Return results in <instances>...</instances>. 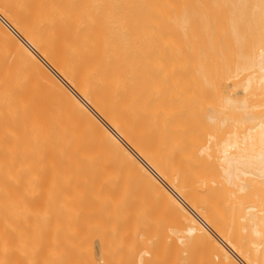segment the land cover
<instances>
[{
  "label": "bare ground",
  "instance_id": "bare-ground-1",
  "mask_svg": "<svg viewBox=\"0 0 264 264\" xmlns=\"http://www.w3.org/2000/svg\"><path fill=\"white\" fill-rule=\"evenodd\" d=\"M210 253L264 264V0H0V264Z\"/></svg>",
  "mask_w": 264,
  "mask_h": 264
},
{
  "label": "rangeland",
  "instance_id": "rangeland-1",
  "mask_svg": "<svg viewBox=\"0 0 264 264\" xmlns=\"http://www.w3.org/2000/svg\"><path fill=\"white\" fill-rule=\"evenodd\" d=\"M156 211H158V210H156ZM159 211H160V210H159ZM206 253H208V252H206ZM212 253H215V252H212ZM212 253H210V254L212 255V258H213V259H212L211 257H210L211 259H209V257L206 256L207 254L205 255V256H206V261H204V262H205L204 264H206V262H208L209 260H212V262H215V261L218 259V258H217V259H215V261H214V257H213V256H214V255L216 256L217 253H216V254H212ZM208 255H209V254H208ZM207 257H208V258H207ZM238 257H239V256H238ZM204 259H205V258H204ZM204 259H203V260H204ZM239 259H241V258L239 257ZM240 261L244 262L242 259H241ZM209 262H211V261H209ZM209 262H208L207 264H209ZM210 264H212V263H210Z\"/></svg>",
  "mask_w": 264,
  "mask_h": 264
}]
</instances>
